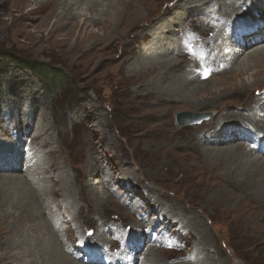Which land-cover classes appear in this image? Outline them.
<instances>
[{
  "label": "rangeland",
  "instance_id": "obj_1",
  "mask_svg": "<svg viewBox=\"0 0 264 264\" xmlns=\"http://www.w3.org/2000/svg\"><path fill=\"white\" fill-rule=\"evenodd\" d=\"M126 1L129 0H109L112 5L109 14L105 16L106 19L119 23L120 13L124 5L126 6ZM200 1L186 0L195 4ZM85 2H80L74 7L87 13L88 18L94 14L101 16L98 11L104 7L87 10ZM136 2L142 5L140 9H136V15L141 17L139 18L141 21L144 17L153 15L158 16L157 19L171 17L182 11L176 5L184 1L151 0L150 4H145V6L149 4L147 9L144 8L143 1L135 0ZM29 4L28 2L23 8H15L13 13L9 9L1 10L3 20L2 24L0 23V52L7 53L9 57L21 58L25 62L20 61L22 67H17L11 62L8 64L7 61L3 62L4 58L0 57V131L4 132L3 135L0 134V162L11 161L20 153L18 159H15L19 162L20 168L15 172L0 166V182L2 176L8 174L28 178L25 173V162L30 155L41 156L46 165L52 162L59 164L54 174L51 171L44 173V176L49 178L40 182L38 189H48V186L52 187L53 182H56L58 188L55 191L61 189L59 197L67 193L76 198L82 197L80 203L83 204V214L86 213L84 223L87 226L81 231L86 229L87 232H91V235L85 236L92 237L98 226L109 223V232L101 238L104 241L110 237V240H106L107 244L97 239L96 242L102 243L97 245L89 243L88 241L92 239L86 241L85 236L80 235V231L75 230L74 234L70 235L66 234V231L62 232L64 241L71 238V242L67 244V251L71 254L74 252L80 254L82 262L86 261V256L82 254L87 248L96 249L105 257L117 258L119 262L126 259L125 256L130 259L128 243L132 240V233L140 234L139 239L143 244L142 238L147 239L143 237L144 233L154 226L158 233L157 238L168 236L164 243L153 246L164 254L162 256L156 253L155 256H151L152 261H166L158 262L159 264L179 262L186 264L196 254H200L204 259L216 258L219 260L218 264L222 262L264 264V208L248 197L245 199L246 204L241 203L240 206L238 197L244 192L232 184L230 185L233 186L231 187L233 191L229 192V198H221V195L217 197L221 188L214 185V182L217 179L221 181V178L216 179L215 174L221 172V169L220 171L211 169L212 159L211 162L205 160L206 150L203 151L201 145L207 146L208 140H205L204 144L196 142V138L199 140L207 137L211 142L210 146L228 145L221 143L219 133L214 132V127L222 126L221 118H217L214 123L209 119L216 113V109L222 112L227 111L228 107H237L239 109L236 110L240 111L246 104L251 103L254 97H261L264 93V73L255 75L256 77L243 74L235 80L228 74L222 76L212 74V83L209 82L206 87L213 92L210 91L211 93L205 97L200 94L194 97L195 102H209L199 108L184 103L176 104L177 106L173 104L172 108H169L167 106L172 102L170 104L161 102L159 105L154 96L145 97L141 101L136 94L144 93L146 90L142 91L133 85L130 82L132 78L130 74L138 69L142 55L154 57L155 54H159L164 58L175 57V61L183 59L185 64L187 60L189 62L188 57L191 53L195 54L197 51L202 55L209 48L211 50L214 48L212 41L199 40L197 32L205 34L206 31L210 37L214 35V31L209 30L210 25L204 31L198 24L202 20L201 13L191 14L195 17V29H184L180 32L179 24H175L171 26L174 36L165 32L160 38L157 37V40L142 38V28L137 23V27H131L129 31H126L129 28H122L120 33L124 34L123 36L128 32L124 39L101 42L94 50L89 52L86 50L82 54L76 50L71 51L70 48L79 45L81 49H88L93 43L91 39L76 44L75 38L66 41L62 31H58L55 37H49L48 33L57 20L60 4L50 16L48 26L42 31H39L38 24L55 8L51 6L41 14L31 16ZM253 12L247 14L245 19L264 21V11ZM215 18L217 19L216 15ZM91 27L87 30L95 35L104 34L99 26ZM63 28L66 32L70 24ZM185 30L194 38L191 39L192 42L185 37ZM78 31L79 28L76 29V33ZM108 32L115 33L114 30ZM225 34L227 36L229 33ZM197 46L202 48L199 49ZM204 46L208 48L204 50ZM179 48L182 50L180 54ZM187 51L190 54L182 56L181 53ZM250 65L251 68L254 67L253 63ZM31 66L44 68V76L39 75L40 79L33 74ZM258 69L254 68L253 71ZM197 78L194 84L207 80L201 74H198ZM47 81L54 84H47ZM169 81L170 79L165 81V84L170 85ZM241 82H245L247 86L243 94L222 98L223 89L220 88H224V84L240 85ZM242 99L246 101L243 102ZM185 111L207 114L209 117L201 124L179 125L177 114ZM249 123L253 124V121H235L234 127L227 123L228 126L231 125L228 132L237 133L244 129L251 131ZM187 139L194 143L191 147L185 145ZM231 144L235 145L234 142ZM53 151L56 153L53 154ZM70 175L73 180L76 177V180L73 185L69 184V190L65 180H70ZM94 181L99 182L92 184ZM9 186L14 189L16 185L11 183ZM0 187L4 188L1 184ZM98 195H108L114 203L109 205L111 207L98 206L92 198ZM4 209L9 211L8 214L13 210L8 207ZM8 214L0 210V254L6 250V237H16L21 228L20 225L16 227L15 216ZM150 218H155L159 222L150 224L148 221ZM75 223L77 224L72 222L74 227ZM194 224H197L198 228L194 227ZM144 245L140 250L141 254H144L148 247L147 243ZM178 247L182 250L173 249ZM10 249L11 256L20 252L16 246ZM169 251L172 252L171 256ZM11 256L8 264H16V261H12L14 257ZM133 260L137 264H146L141 263L140 258L136 256Z\"/></svg>",
  "mask_w": 264,
  "mask_h": 264
},
{
  "label": "bare ground",
  "instance_id": "obj_2",
  "mask_svg": "<svg viewBox=\"0 0 264 264\" xmlns=\"http://www.w3.org/2000/svg\"><path fill=\"white\" fill-rule=\"evenodd\" d=\"M12 1H14L13 4ZM108 1L109 0H58V1L57 0H0V23L3 20L1 18V14L3 13L1 12L2 8H4L3 10L9 9V11L13 13V10L15 8H21V7L23 8L25 3L29 2L30 3L29 5L31 6L29 15H31V14H39V13L41 14V12L47 10L51 6H54L55 9L50 11V14L47 17H45L40 24H38L39 31H42L44 27L48 26L49 18H51L50 16L53 15L55 13V10L58 8V6L61 5L60 11L57 15V20L55 21V23H53L51 29L49 30L48 33L49 37L52 38L55 34H57L58 31L59 32L62 31L63 32L62 35L63 37H66L65 38L66 41H69V39L71 38H75L76 44L83 43V41L86 40L90 41L91 39L93 43L90 44V47L88 49H81L79 45H75L70 48L71 51L76 50L83 54V52H85L86 50L87 52L94 50L101 42L108 43V41L113 42L115 40L124 39V37L127 35L128 32L127 33L125 32V36H123L124 34L120 33L123 30L122 28L123 27L125 29L129 28L126 30L129 31L131 27L134 26L137 27V23L138 26L142 28V34H141L142 38L145 37L148 39L149 38L157 39V37L160 38V36L165 34V32H167L168 35L173 34L174 36L175 33L173 32L171 26H174L175 24H179L180 32L184 29H189V30L195 29L196 28L195 17H193L191 14L195 12L201 13L200 15L202 17V20L198 24L204 29V31L208 29L207 27H209L210 25L209 30L210 32L214 31V35L210 37V34H207L206 31L205 34H202L201 32H197L199 35V40L200 42H203L205 40H210V42L212 41V43H214L213 45L214 48L212 50L211 48H209L208 51L202 55L199 54L196 50H195L196 51L195 54L194 53L190 54L188 53V51L187 53L184 52V54L181 53L182 56H185L186 54L188 56V54H190L188 57L189 62L187 60L185 64L183 59H177L175 61V57L164 58L159 54H155L154 57H148L147 55L146 56L142 55V59L139 63L138 69L134 70L130 74L131 76L129 75L130 77H132L130 79V82L133 85L137 86L142 91L146 90V92L144 93L141 92L136 94V96H138V98L141 101H143V98L145 97L154 96L157 99L159 105L161 102L164 103L166 102L169 104L172 102V104L167 106L169 108H172L173 104L176 105L179 103H184L188 105L190 104L193 105L195 108H199L204 105H207V103H209L207 101L205 103H200V101L195 102L194 97L197 94L203 95L205 97L209 93L213 92L211 91V89L207 88L206 86L209 84V82L212 81L214 74L215 75L220 74L221 76L228 74L231 75V77L235 80L236 78L240 77L243 74H247L250 77H252L264 73L263 71L264 45H262L264 44V26L258 27V30H256V32L248 36L245 35L242 38H240L238 41L234 40L232 35L233 32L232 29L236 28L237 26L243 23H246L247 25L256 28L255 26L257 21L248 20L245 19V17L247 16V14L254 13L253 11L255 10L263 12L264 0H201L200 2H197V4L188 3L186 2V0H183L184 1L183 3L178 2L176 5L177 8L182 9V11L177 12V14L175 13L171 17H162L160 19H157L158 16L153 15L152 17L150 16L148 18L144 17V19L141 21L139 20V18L141 17H138L136 15V9H140L142 5L138 4L137 2L135 3V0H129L126 1V6L124 5V9L120 13L119 23L106 19L105 16L109 14L108 12L110 11V7L112 5V4L110 5ZM140 1L144 2L143 6L144 8L147 9L148 5L150 4L149 2L151 0H140ZM80 2H85L87 10H91L92 8L95 7L96 8L104 7L102 9H99L98 11L99 12L98 14L99 15L101 14V16L98 17L97 14H94L88 18L87 13H84V11H80V10L78 11L74 7V5H77ZM146 3L149 4L145 6ZM204 5H206V7H204ZM215 15L217 16V19L215 18ZM213 16L214 18H212ZM36 19L39 18L36 17ZM69 24H70V28L65 32V30H63L64 29L63 27ZM93 25L99 26L104 31V34L95 35L93 32L88 31L87 29H89ZM77 28H79L78 33H76ZM109 30H114L115 33H109L108 32ZM225 32L229 34L226 36ZM184 35L191 42H192L191 39H194L191 34L187 33V30L184 31ZM40 38H42V36ZM169 38H171V36ZM63 42L65 41L63 40ZM150 48L151 47H149V49ZM198 48L201 49L202 47L199 46ZM207 48H208L207 46H204V50H206ZM163 52H161V54ZM180 52H182V50L179 48L178 54H180ZM192 54L194 55L193 56L194 58L192 57ZM250 63L254 64L253 68L250 67L252 65V64L250 65ZM254 68L255 69L259 68V69L253 71ZM199 70L200 72L198 73ZM198 74L205 76L207 80L202 81L198 84H194V82L198 80L197 78ZM175 75L177 77L173 78L172 76ZM171 78L173 80H171ZM169 79H170L169 82L171 84L170 85L165 84V81ZM245 82H241L240 85H238L237 83L224 84V88H220V90L223 89L221 95L222 98L223 97L225 98V96L229 97L239 93L240 95L243 94L247 87ZM255 91L256 90H253V92ZM222 98H220V100ZM243 99L241 101H243ZM227 105L231 106L229 104ZM226 109L228 110L227 111L222 110V112L221 110L218 111L216 109L215 110L216 113L212 115L211 119L209 120H211L210 121L211 123H214L217 120V118H221L222 126L214 127L215 128L214 132L219 133V136L221 137V139L219 140H221V143H225L228 145L222 147L210 146L209 143L211 142L207 137H205L204 139L199 138V140L198 138H196L197 139L196 142H199V144L200 142L204 144L205 140H208L206 143L207 146L204 145L203 147V145H201L203 151L206 150L204 153L205 160L207 162H211L212 159L213 166L210 167L211 169L215 171L216 170L220 171L221 169V172L215 174L216 179L218 177L221 178V181L217 179L214 182V185L216 186L219 185L221 188L220 192H218L217 190L218 192L217 197L218 195L219 196L221 195L222 196L221 198H226V199L229 198L230 197L229 192L233 191L231 189V187L233 186L230 185L232 184L238 186L240 190L246 194L245 195L244 193H242L243 195L241 196L240 194V196L238 197V200H240L238 201V204L240 206L241 203L246 204L245 199H247L248 197L251 199V201L258 202V204L264 208V154H260L254 148L253 142H248L242 139L245 137L243 133L244 130H241L239 132L237 131V133L234 130L233 131L235 133L231 131L228 132L229 127L231 125L228 126L227 124V123H231L233 126L235 121H245V122L253 121V124L249 123V126L252 129L258 131L260 134L264 135V93L262 94L261 97H256V98L254 97L251 100V103L246 104L243 107V109H240V111L236 110L239 109L237 107L236 108L228 107ZM0 134L3 135L4 132L0 131ZM239 140L241 142H238ZM242 140L244 142H242ZM212 141L218 142L216 140H212ZM231 142H234L235 145H232ZM185 143L187 147H191L192 144H194L193 142L191 143V139L190 140L187 139ZM52 153L54 154L56 152L53 151ZM19 155L20 153H17L16 154L17 158H12L11 161L0 162V166L3 167L4 169H8L12 172H15L18 168H20L19 162L15 160L18 159ZM25 164H26L25 173L27 174L28 178H25L23 176H14L12 174H8L2 176L3 178L2 181L0 182V184L3 185L4 187V188L0 187V210L1 211L4 210L5 214L7 215L9 211L5 210L4 208L6 209L7 207L12 208L13 210L10 213L13 214L17 219V221L15 222L17 224L16 227H19V225L21 226L19 233L16 234V237H8V238L6 237L7 246L5 248L6 249L5 252L0 254V264H8L9 258L11 256L10 253L12 252L10 248L13 246H16L17 248L20 249L19 253H13L11 256L14 257V260L12 261H16L17 262L16 264H87L86 261L85 262L81 261V256L77 252L71 254L70 252L67 251V244L71 242V238H67L68 241L66 240L64 241L63 240L64 236H62V232L64 231H66V234L70 235L71 233L74 234L73 231L75 230L76 232L80 231L79 232L80 235H84V236L87 234L91 235V232L90 231L87 232L86 229L83 230V232L81 231V229L84 226L85 227L87 226L84 223L86 219L85 217L86 213L83 214L84 211L82 209L83 204L80 203L81 201L80 198L82 197L79 196H78L79 198L73 197L71 193H67L65 195H62V197H59V191L61 189L55 191V189L58 188L57 187L58 184L56 182H53L52 187L48 186V189L47 188L42 190L38 189V184L42 182L45 178H49V177H45L44 173L47 171H51V173L54 174L55 171L58 169L59 164L52 162L46 165L44 163L43 158L41 156H37L36 154L30 155V158L27 159V162H25ZM54 166H56V168ZM75 180L76 177L73 180L71 175H70V180H65V184L68 186V189L70 186L69 184L71 183L73 185V182ZM98 182L99 181H94L92 184H97ZM11 183L16 185L14 189H12L9 186ZM225 183L227 185H225ZM203 188H204L203 190H205V186ZM92 198L95 201L96 205L102 207L109 206L113 202L110 200L108 195L105 196L98 195ZM117 214H119V212ZM178 218L180 219V215H178ZM193 218H195L194 215ZM72 222H77V224L75 223L76 227L72 225ZM96 222H98V219ZM108 224L109 223H105L103 225H100V227L98 226L97 229L95 228L96 231L92 235V237L85 236L86 241L92 239V241H88V242L94 245H97L102 242L103 244L104 243L107 244L106 240H110V237L106 238V240L104 241L101 238L106 232H109ZM193 226L198 228L197 224H194ZM102 231H104L103 234L101 233ZM139 235L140 234L133 235V233L131 235L132 240H130V242L133 244V248H131L129 251L130 255L134 254L133 256H136V258L138 259L140 258L139 261L141 263H146V264L147 263L159 264L158 262L165 261V260H161V261L151 260L153 259L151 256H155L156 253H158V255L160 254L164 256L161 250H157L155 247H153L154 245H150V246L148 245L147 247L148 250L146 249L144 254H141L140 250H142L141 249L142 243L139 239ZM95 239L101 240L102 242H96ZM173 249L182 250L179 247ZM134 250L136 251L134 252ZM169 253L171 256L172 252L169 251ZM94 256L97 258L98 261L102 259L100 252L95 253ZM125 258L126 259H123L122 262H119L117 258L112 259L113 264L135 263V260H133V262L131 263L130 259H128V256H125ZM218 261L219 260H217L216 258H211V257L204 259L200 256V254H196L194 257L190 258V261L188 260V263H186L187 261H185V263L186 264H218ZM89 264H96V263L92 262ZM178 264H180V262Z\"/></svg>",
  "mask_w": 264,
  "mask_h": 264
},
{
  "label": "water",
  "instance_id": "obj_3",
  "mask_svg": "<svg viewBox=\"0 0 264 264\" xmlns=\"http://www.w3.org/2000/svg\"><path fill=\"white\" fill-rule=\"evenodd\" d=\"M209 115L207 114H201V113H191L188 111L185 112H179L177 114V121L179 125H189V124H195V123H201L205 119H207Z\"/></svg>",
  "mask_w": 264,
  "mask_h": 264
},
{
  "label": "trees",
  "instance_id": "obj_4",
  "mask_svg": "<svg viewBox=\"0 0 264 264\" xmlns=\"http://www.w3.org/2000/svg\"><path fill=\"white\" fill-rule=\"evenodd\" d=\"M0 57L1 58H4V61L3 62H5V61H7V64H8V62H11V64H14L15 66H17V67H22V63H20V61H22V62H25L23 59H21V58H17V57H14V56H12V57H9L8 55H7V53H5V52H0ZM4 65V64H3ZM5 66V65H4ZM31 69H32V73L33 74H36L38 77H39V75H41L42 74V76H44V68H39V67H36V66H31ZM45 77H47V76H45ZM40 78V77H39ZM41 79V78H40ZM47 84H54V82H49V81H47L46 82Z\"/></svg>",
  "mask_w": 264,
  "mask_h": 264
}]
</instances>
